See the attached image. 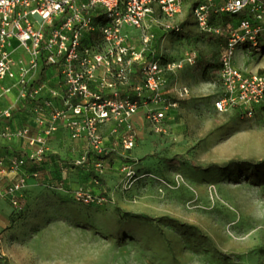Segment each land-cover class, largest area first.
I'll return each mask as SVG.
<instances>
[{
	"label": "rangeland",
	"instance_id": "obj_1",
	"mask_svg": "<svg viewBox=\"0 0 264 264\" xmlns=\"http://www.w3.org/2000/svg\"><path fill=\"white\" fill-rule=\"evenodd\" d=\"M167 24L181 30L168 31ZM147 33L153 37L146 55L174 67L164 69L166 118L153 127L141 108L128 152L108 131L99 183L93 155L85 166L77 164L86 143L80 148L64 138L51 145L21 207L0 201V264H264L263 187L244 169L227 166L264 161V129L260 120L213 107L220 40L200 30L189 3L173 19L155 14ZM142 34L136 32L140 46ZM235 63L264 71V53L237 50ZM53 73L49 81L55 82ZM134 83L141 85V76L135 74ZM182 87L189 90L185 97L174 91ZM21 104L0 88V120L9 107L17 123L39 119L35 102ZM11 149L0 144V157ZM127 159L133 178L119 171ZM80 188L104 199L84 203L75 195Z\"/></svg>",
	"mask_w": 264,
	"mask_h": 264
},
{
	"label": "built area",
	"instance_id": "obj_2",
	"mask_svg": "<svg viewBox=\"0 0 264 264\" xmlns=\"http://www.w3.org/2000/svg\"><path fill=\"white\" fill-rule=\"evenodd\" d=\"M188 3L202 32L225 39L219 52L214 109L260 120L264 129V72L235 63L237 50L264 53V0H0V81L12 82L2 88V95L15 92L16 101L40 98L43 104L36 106L38 132L30 127L0 129V140L21 139L27 145L22 157L0 160V200L15 209L21 207L29 187L24 168L31 162H43L49 154V139L61 127L72 140L87 144L78 165L85 166L90 154L99 157L92 165L98 179L107 169L100 157L109 153L108 131L118 136L128 152L135 145L133 120L141 108L147 123L160 127L168 110L164 69L174 67L159 65L146 56L153 37L147 33V23L157 13L173 19ZM213 14L240 18L235 25L213 26ZM165 29L181 30L178 24H167ZM139 31H143L141 46L136 43ZM185 60L193 64L194 57ZM54 71L59 80L49 81ZM135 74L141 76V85L134 83ZM174 91L180 97L189 93L186 87ZM13 111L12 107L3 110L2 119H11ZM119 171L134 177L128 164L120 165ZM39 173L31 175L39 179ZM75 195L84 203L104 199L83 188Z\"/></svg>",
	"mask_w": 264,
	"mask_h": 264
},
{
	"label": "trees",
	"instance_id": "obj_3",
	"mask_svg": "<svg viewBox=\"0 0 264 264\" xmlns=\"http://www.w3.org/2000/svg\"><path fill=\"white\" fill-rule=\"evenodd\" d=\"M238 18H240L239 15H230V14H213L211 16V19H210V24L213 25V26H218V25H227V24H233L235 25ZM175 32V31H174ZM207 35H211L212 37H215V38H218L220 40V44H221V47L224 45L225 43V39L222 38V37H218V36H215L211 33H207V32H203ZM147 56V55H146ZM150 58V56H147ZM215 67V70H216V73H217V83L219 84V73H220V69H221V66H220V63H219V55H218V64L216 66H213ZM264 72V71H262ZM41 100L42 99H37V100H32L30 98H27L25 100H22V107H27V104L31 101L35 102L36 105H39V106H42L43 104L41 103ZM47 113V112H45ZM236 115L238 117H240V113H238L237 111H235ZM14 116V111H13V114H12V118ZM11 118V119H12ZM25 151L24 150H14V151H10L7 153V156H2L0 157V160L3 159V158H9L11 156H16V157H22L23 155H25ZM93 155V154H90V156ZM96 159L99 158L98 156L96 155H93ZM48 158V156L46 155L43 162L40 163V164H34L33 162H31L29 165H27L24 169L26 170V173H27V177H28V182L30 183V180H35L33 178V176L31 175L33 172H40V169L43 167V165L45 164L44 162L46 161V159ZM91 158V157H90ZM102 159V157H100ZM133 160H130V159H127L125 160V162H123L122 164L120 165H123V164H128L130 165V163H132ZM119 165V166H120ZM229 168H232V167H236L238 170H241V169H244V172L243 174L245 176H249V175H253L256 179H257V182L259 183V185H261L263 187V190H264V161H260V162H255V161H241V162H238V161H231L228 165H227ZM93 173H94V181L95 180H100L98 179L96 173L94 172L93 170ZM240 172H236V174H239ZM28 189L26 190L25 194L27 193Z\"/></svg>",
	"mask_w": 264,
	"mask_h": 264
},
{
	"label": "crops",
	"instance_id": "obj_4",
	"mask_svg": "<svg viewBox=\"0 0 264 264\" xmlns=\"http://www.w3.org/2000/svg\"><path fill=\"white\" fill-rule=\"evenodd\" d=\"M253 72H255V71H253ZM11 84H12V82L10 80L0 81L1 91H2V88L8 87ZM217 93H218V91H217ZM5 98L8 99L9 101H14L16 98L15 92H13L12 94L6 95ZM6 126H10L12 129H18L21 127H30L32 129V132H34V133L38 132L40 129V125L36 119H34L33 121H30L29 123H27L25 125H22L20 123H17L16 121H14V116L12 119H9V120H5V119L0 120V129L4 128ZM64 138H66L70 142H75L76 145H78L80 148L85 145V142L82 140L81 141L72 140L70 138L69 132L65 128L61 127L60 130L49 139L48 148H51V145L58 143L59 140L64 139ZM0 144L10 146L12 148L11 152L13 149L14 150H26L27 149V145L25 144V141L21 140V139L20 140L14 139L13 141L0 140ZM106 145L109 146V141L106 142ZM6 180L8 181L7 178H6ZM29 188H30V184H29L28 189ZM0 201H4V200H0Z\"/></svg>",
	"mask_w": 264,
	"mask_h": 264
}]
</instances>
